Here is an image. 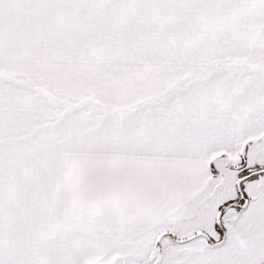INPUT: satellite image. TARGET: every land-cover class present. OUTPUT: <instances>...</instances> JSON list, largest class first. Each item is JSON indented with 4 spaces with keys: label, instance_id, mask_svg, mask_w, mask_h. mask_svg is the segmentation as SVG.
Here are the masks:
<instances>
[{
    "label": "snow or ice",
    "instance_id": "snow-or-ice-1",
    "mask_svg": "<svg viewBox=\"0 0 264 264\" xmlns=\"http://www.w3.org/2000/svg\"><path fill=\"white\" fill-rule=\"evenodd\" d=\"M0 264H264V0H0Z\"/></svg>",
    "mask_w": 264,
    "mask_h": 264
}]
</instances>
